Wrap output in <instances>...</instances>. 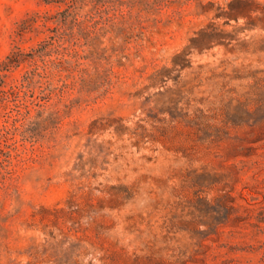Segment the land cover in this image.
I'll return each mask as SVG.
<instances>
[{"label":"rangeland","instance_id":"374dc122","mask_svg":"<svg viewBox=\"0 0 264 264\" xmlns=\"http://www.w3.org/2000/svg\"><path fill=\"white\" fill-rule=\"evenodd\" d=\"M0 264H264V0H0Z\"/></svg>","mask_w":264,"mask_h":264},{"label":"trees","instance_id":"16d2710c","mask_svg":"<svg viewBox=\"0 0 264 264\" xmlns=\"http://www.w3.org/2000/svg\"><path fill=\"white\" fill-rule=\"evenodd\" d=\"M60 1H63V0H48V2H60ZM14 62V58L13 57H10V60L8 61H5V68L4 69H8L11 64Z\"/></svg>","mask_w":264,"mask_h":264}]
</instances>
